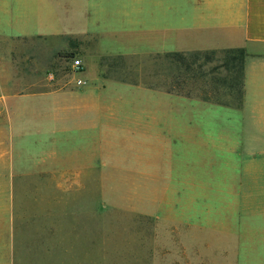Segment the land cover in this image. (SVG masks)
Segmentation results:
<instances>
[{
	"label": "crops",
	"instance_id": "crops-1",
	"mask_svg": "<svg viewBox=\"0 0 264 264\" xmlns=\"http://www.w3.org/2000/svg\"><path fill=\"white\" fill-rule=\"evenodd\" d=\"M234 49L239 107L208 100V78L168 91L115 71ZM20 179L155 183L188 198L211 264H264V0H0V181ZM14 203L0 188V264L20 253Z\"/></svg>",
	"mask_w": 264,
	"mask_h": 264
},
{
	"label": "rangeland",
	"instance_id": "rangeland-1",
	"mask_svg": "<svg viewBox=\"0 0 264 264\" xmlns=\"http://www.w3.org/2000/svg\"><path fill=\"white\" fill-rule=\"evenodd\" d=\"M206 56H198V64L204 65L196 74L197 88L207 78L239 77L224 67L209 76L222 64L224 54L216 53L210 63H204ZM163 59L149 60L148 69L136 66L115 71L126 79H146L156 86L164 83V88L173 78H186ZM20 66L22 76L27 74L33 81L48 71L26 61ZM64 66L60 72L66 73ZM111 167L115 173L120 172L116 168H124ZM151 185L158 189L146 181H0V188L13 190L21 216L17 222L20 253L13 256V264H211L204 256L203 229L190 228L188 198L146 195ZM41 205L48 206L46 213L38 208Z\"/></svg>",
	"mask_w": 264,
	"mask_h": 264
},
{
	"label": "trees",
	"instance_id": "trees-1",
	"mask_svg": "<svg viewBox=\"0 0 264 264\" xmlns=\"http://www.w3.org/2000/svg\"><path fill=\"white\" fill-rule=\"evenodd\" d=\"M224 54L223 62L219 66H215L210 72L209 75H213L219 68L224 67L230 74L236 72L239 74L237 79H234L232 76L221 80L215 77H212L208 81L207 85L210 89V92L202 91L206 95V98L210 101H214L220 104L227 105H242V95H243V65L245 60V50L244 49H234L227 50L222 52ZM200 53H189V54H166L163 56V60L168 63L172 68L176 67L183 73L186 78L181 80L180 77L173 78L171 83L166 86L168 91H173L179 89L180 91L184 90L189 85L196 86L197 71H200L203 68L204 64H198ZM206 59L204 63H210L215 60L216 52L206 53ZM202 76V75H201ZM220 86L223 91H220ZM240 87V89H238ZM208 93H211V96L208 97Z\"/></svg>",
	"mask_w": 264,
	"mask_h": 264
},
{
	"label": "built area",
	"instance_id": "built-area-1",
	"mask_svg": "<svg viewBox=\"0 0 264 264\" xmlns=\"http://www.w3.org/2000/svg\"><path fill=\"white\" fill-rule=\"evenodd\" d=\"M71 68H72L73 73L79 74L83 68V63H82L81 59H79L77 57H73L71 59ZM76 84L78 86H82V85L86 84V81L83 80L82 78H78V79H76Z\"/></svg>",
	"mask_w": 264,
	"mask_h": 264
}]
</instances>
